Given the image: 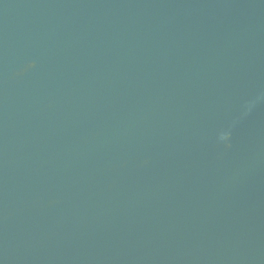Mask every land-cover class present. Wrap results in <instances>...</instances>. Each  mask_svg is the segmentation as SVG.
<instances>
[{"label":"water","instance_id":"water-1","mask_svg":"<svg viewBox=\"0 0 264 264\" xmlns=\"http://www.w3.org/2000/svg\"><path fill=\"white\" fill-rule=\"evenodd\" d=\"M0 264H264V0H0Z\"/></svg>","mask_w":264,"mask_h":264}]
</instances>
